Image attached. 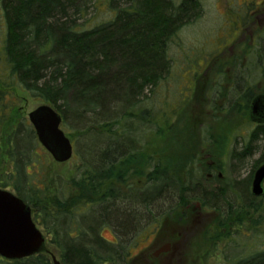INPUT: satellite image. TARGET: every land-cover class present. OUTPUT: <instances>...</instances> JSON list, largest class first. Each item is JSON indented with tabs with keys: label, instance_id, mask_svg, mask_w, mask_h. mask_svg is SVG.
<instances>
[{
	"label": "trees",
	"instance_id": "16d2710c",
	"mask_svg": "<svg viewBox=\"0 0 264 264\" xmlns=\"http://www.w3.org/2000/svg\"><path fill=\"white\" fill-rule=\"evenodd\" d=\"M122 1L0 0V164L12 165L0 175V189H11L30 207L60 264H132L144 228L193 202L219 216L214 238L229 233L235 215L252 211L264 218V195L251 194V176L224 185L223 178L206 177L218 170L217 161L211 166L198 159L210 153L211 141L203 139L205 132L211 138L209 130L195 127L196 151L180 138L187 131L173 129L176 113L162 116L148 106L153 87L171 73L170 42L197 16L200 0ZM105 7L112 17L86 27L90 9ZM260 73L264 77V66ZM18 92L60 114L80 154L78 175L62 182L50 176L51 157L21 117ZM259 140L264 143V124L254 127L240 151L225 154L242 164ZM263 162L264 151L257 163ZM106 228L114 242L101 236ZM0 264L52 261L42 253L0 258ZM231 264H264V246Z\"/></svg>",
	"mask_w": 264,
	"mask_h": 264
},
{
	"label": "rangeland",
	"instance_id": "374dc122",
	"mask_svg": "<svg viewBox=\"0 0 264 264\" xmlns=\"http://www.w3.org/2000/svg\"><path fill=\"white\" fill-rule=\"evenodd\" d=\"M121 1L123 4L124 1ZM216 1L200 0L201 9L197 16L171 40L168 50L173 61L171 73L157 87H153L148 106L152 105V109L159 110L162 116L171 112L176 113L172 120L173 129L180 133L182 130L187 131V134L180 138L184 145L193 146L196 151L200 150V145L196 144L191 134L197 130L196 126L199 123L202 130H209L211 138L207 135L209 133L205 132L203 139L211 141L208 148L210 153L202 152L198 159L211 166L213 160L217 161L218 170H212L209 175L216 177L220 172L223 181L219 184L224 185L242 182L252 177L259 166L257 161L264 151L263 140H259L253 143L256 149L242 164H236L228 158L231 149L240 151L243 148L256 126L249 119V105L256 94L264 93V77L260 73L261 67L264 66V45H255L252 53H248V57L238 64L226 61L224 57L218 61L211 59L222 55V51H225L224 54L227 56L229 50L225 44L233 37V27L230 23L221 27L222 19L218 16L220 7L216 5ZM104 9L103 11L90 9L86 27L90 29L94 25L108 21L113 12L108 7ZM202 59L212 63L205 62L200 67ZM207 64L211 65L210 69H206ZM194 72H199V75L194 77ZM214 73L220 74V79ZM217 92L219 97L215 96ZM17 95L19 113L30 126L27 114L41 102L26 93L18 92ZM177 137L178 135H175L174 138ZM175 141L172 140V143ZM172 148L176 149V146ZM40 149L43 150L41 146ZM73 149V156L66 163L57 164L50 158L53 167L51 177L55 176L56 180L60 177L61 182L68 181L70 177H75L81 172L78 169L82 163L80 154L75 145ZM209 156L213 158L210 159ZM6 171H12V165L8 162L0 164V175ZM218 178L222 180L221 176ZM132 182L135 183L134 186L138 185V179ZM141 183L142 180L139 184ZM7 190L12 192L11 189ZM197 205L194 202L190 203L179 211L180 214L165 218L158 231L147 241H143L142 237L137 239L141 243L132 249V264H231L264 246V218H260L261 212L253 214L249 211L248 215L233 216L231 221L236 224L228 228L229 233L225 235L226 237L222 234L214 238L216 236L212 234L214 229L220 230L216 221L220 219L219 216ZM181 216L183 221L178 219ZM37 227L45 236L48 249L58 258V250L51 244L46 230L40 225ZM113 235L115 234L111 228L101 232V236L108 240H113ZM164 243H173L177 249L156 261H149V256L155 248Z\"/></svg>",
	"mask_w": 264,
	"mask_h": 264
},
{
	"label": "water",
	"instance_id": "95a60500",
	"mask_svg": "<svg viewBox=\"0 0 264 264\" xmlns=\"http://www.w3.org/2000/svg\"><path fill=\"white\" fill-rule=\"evenodd\" d=\"M249 118L253 124H264V94L253 98ZM27 119L37 142L55 163L63 164L72 158L73 145L61 128L62 119L56 110L41 104L27 114ZM250 192L254 197L264 195V162L253 172ZM168 248L166 244L152 256L156 257ZM42 253L50 256L52 264H60L33 222L30 207L14 193L0 189V258L18 261Z\"/></svg>",
	"mask_w": 264,
	"mask_h": 264
},
{
	"label": "flooded vegetation",
	"instance_id": "af4514ba",
	"mask_svg": "<svg viewBox=\"0 0 264 264\" xmlns=\"http://www.w3.org/2000/svg\"><path fill=\"white\" fill-rule=\"evenodd\" d=\"M216 5L220 7V10L218 11V16L219 18L222 19L220 23L222 25L221 27H223L225 24L230 23L233 27V37L230 39L228 43L225 44L226 48L228 47L229 50L227 56L224 54L225 51H222V55L214 56L211 59L213 60L215 59L216 61H218L220 58L224 57L226 61L228 60L233 62L234 64H238L239 62L245 60L248 57V53H252L255 45L257 44L264 45V0H217ZM205 62L209 63V60L202 59L201 65L199 64L200 67H202V65L205 64ZM210 68L211 65H209L206 69H210ZM198 73L199 72H194V77L198 76L199 75ZM214 75L219 79L221 77L220 74L218 73H214ZM194 77H192V79H194ZM213 83H215V81ZM217 95L218 92L215 96ZM257 95H260V93L256 94L255 96ZM253 98L251 99L250 104ZM211 173H212V169H210V173H208L207 174L208 176H206L208 179L214 178L213 175L211 176L209 175ZM251 181H252V177L250 180V186H251ZM178 219L183 221L182 216L178 217ZM160 224L159 225L154 224L152 226L147 225L144 228L145 232L141 236L142 238H144L143 241H147L149 238L152 237V235L154 236V234L160 228ZM106 240L109 242H114L115 236L113 235V240H108V239ZM140 243L141 242H137L134 248H137L140 245ZM166 244L169 245L168 251L164 253H160L156 257L152 256L153 253H155V251H157ZM176 249L177 247H175L173 243H164L162 245H159L149 256V261H156L160 259L162 256H165L166 254L169 255L170 253L174 252ZM131 254H132V250H131Z\"/></svg>",
	"mask_w": 264,
	"mask_h": 264
}]
</instances>
